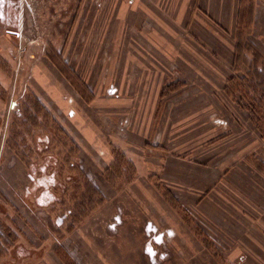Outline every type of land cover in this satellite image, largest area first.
I'll return each mask as SVG.
<instances>
[{
  "label": "crops",
  "instance_id": "crops-1",
  "mask_svg": "<svg viewBox=\"0 0 264 264\" xmlns=\"http://www.w3.org/2000/svg\"><path fill=\"white\" fill-rule=\"evenodd\" d=\"M37 1L63 11L62 58L36 66L39 89L84 141V168L103 180L122 156L128 171L100 189L118 220L109 253L93 233L85 251L82 230L79 253L264 264V0Z\"/></svg>",
  "mask_w": 264,
  "mask_h": 264
},
{
  "label": "rangeland",
  "instance_id": "rangeland-1",
  "mask_svg": "<svg viewBox=\"0 0 264 264\" xmlns=\"http://www.w3.org/2000/svg\"><path fill=\"white\" fill-rule=\"evenodd\" d=\"M38 6L37 0H4L0 6V69L11 88L0 90V264H77L68 252L73 248L88 264L93 260L86 234L100 239L101 253L108 254L118 220L99 198L110 180L100 178L99 166L83 167L90 161L84 141L39 89L36 66L48 56L62 58L57 23L63 11ZM66 68L76 76L75 68ZM118 172L128 175L127 169ZM81 230L87 254L79 253Z\"/></svg>",
  "mask_w": 264,
  "mask_h": 264
},
{
  "label": "trees",
  "instance_id": "trees-1",
  "mask_svg": "<svg viewBox=\"0 0 264 264\" xmlns=\"http://www.w3.org/2000/svg\"><path fill=\"white\" fill-rule=\"evenodd\" d=\"M122 160L121 159H119V158H114L113 160H112V162L110 163V165H109V168L107 169V171H106V173H105V175H106V179H108V180H110L111 179V173H116V172H118L119 170H120V165H121V162ZM110 174V175H109ZM104 175V176H105ZM94 194L96 195V196H100L99 195V192L98 191H95L94 192ZM100 198V200L101 201H103V196H101V197H99Z\"/></svg>",
  "mask_w": 264,
  "mask_h": 264
},
{
  "label": "snow or ice",
  "instance_id": "snow-or-ice-1",
  "mask_svg": "<svg viewBox=\"0 0 264 264\" xmlns=\"http://www.w3.org/2000/svg\"><path fill=\"white\" fill-rule=\"evenodd\" d=\"M3 3H4V0H0V6H2ZM150 251H151V250L149 249V252H150Z\"/></svg>",
  "mask_w": 264,
  "mask_h": 264
}]
</instances>
